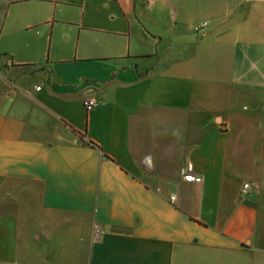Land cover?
Segmentation results:
<instances>
[{"label":"crops","instance_id":"0c3cea01","mask_svg":"<svg viewBox=\"0 0 264 264\" xmlns=\"http://www.w3.org/2000/svg\"><path fill=\"white\" fill-rule=\"evenodd\" d=\"M0 264H264V0H0Z\"/></svg>","mask_w":264,"mask_h":264},{"label":"built area","instance_id":"2783aa9c","mask_svg":"<svg viewBox=\"0 0 264 264\" xmlns=\"http://www.w3.org/2000/svg\"><path fill=\"white\" fill-rule=\"evenodd\" d=\"M206 26H207V24H204V25H202V26H197V27H195V30H196L197 32H200V31H202L203 28H205ZM11 89H12L13 91L16 90V88H15L14 86H12ZM38 90H41V88H38ZM84 105H85V108H86L87 111H92V110H94L96 107H98V102H97V100H95V99H90V100L86 101ZM185 180H186L187 182H194V183H198V184H200V183L203 182V179H202V178L195 176L192 172H190L189 174H187V175L185 176ZM249 188H250V184H246V185L244 186V188H243L242 193H243V194H247ZM173 199L175 200V198H173ZM102 234H103V230H102V228H101L100 226H96L95 229H94V234H93L94 240H95V241H99L100 238H101V235H102Z\"/></svg>","mask_w":264,"mask_h":264},{"label":"rangeland","instance_id":"374dc122","mask_svg":"<svg viewBox=\"0 0 264 264\" xmlns=\"http://www.w3.org/2000/svg\"><path fill=\"white\" fill-rule=\"evenodd\" d=\"M2 61L4 62V61H6V58H2ZM38 90V89H37ZM192 173H193V171H191Z\"/></svg>","mask_w":264,"mask_h":264},{"label":"trees","instance_id":"16d2710c","mask_svg":"<svg viewBox=\"0 0 264 264\" xmlns=\"http://www.w3.org/2000/svg\"><path fill=\"white\" fill-rule=\"evenodd\" d=\"M23 67H32V66H23Z\"/></svg>","mask_w":264,"mask_h":264}]
</instances>
